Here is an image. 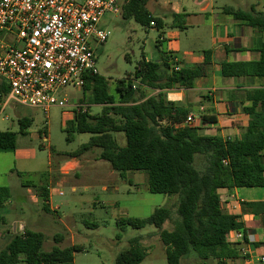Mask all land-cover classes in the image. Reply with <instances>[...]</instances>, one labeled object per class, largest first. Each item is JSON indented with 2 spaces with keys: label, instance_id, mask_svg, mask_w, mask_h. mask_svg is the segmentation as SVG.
<instances>
[{
  "label": "trees",
  "instance_id": "obj_1",
  "mask_svg": "<svg viewBox=\"0 0 264 264\" xmlns=\"http://www.w3.org/2000/svg\"><path fill=\"white\" fill-rule=\"evenodd\" d=\"M147 3L148 0H126L121 4L120 14L145 28L152 27V22L156 23V28H162L163 18L152 14ZM225 11L264 35V12ZM186 17L185 13L172 14L175 27L186 29ZM257 51L259 60L222 62L221 75L264 79V41L259 43ZM205 54L203 64L181 67L177 71L173 56L167 53L158 60L144 58L133 75L116 82L112 93L105 76L88 77L83 101L101 105L102 111L95 115L89 111L75 112L74 119L64 129L68 142L73 141L76 133L92 135L73 154L75 157L99 148L100 158L109 162L121 177L125 178L127 172L144 171L151 193L178 196L181 221L177 229H164L170 218V211L165 207L156 208L147 218L130 217L120 222L135 229L158 228L166 246L168 264H186L189 258H194L196 264H225L224 259L234 255L226 234L243 226L238 221L239 216L223 210L219 190L264 187V86L247 93L253 105L244 111L250 115L251 123L241 139L201 135L198 127L185 124L191 110L167 100L166 90L191 87L197 78L207 76L212 51ZM143 87L160 92L148 96ZM258 105L262 106V111L257 110ZM31 125V118L20 119L23 134ZM117 133L124 134V146L119 145ZM17 139L15 132L0 131V153L16 151ZM24 186L37 188L42 209L49 213L47 183L40 187L27 181ZM10 198V190L0 188V225L7 223L1 208ZM243 207L255 214L264 213V202H245ZM54 240L59 244L63 235H55ZM44 241L42 232L12 231L9 243L0 251V264H74L75 254L84 250L82 246L73 245L54 246L45 252ZM146 255L139 239L133 238L129 249L116 257L115 264H141Z\"/></svg>",
  "mask_w": 264,
  "mask_h": 264
},
{
  "label": "rangeland",
  "instance_id": "obj_2",
  "mask_svg": "<svg viewBox=\"0 0 264 264\" xmlns=\"http://www.w3.org/2000/svg\"><path fill=\"white\" fill-rule=\"evenodd\" d=\"M125 1L119 0L122 5ZM194 1L158 0L156 4L150 0L149 8L170 21L177 10L197 9ZM215 1L217 6L221 5V0ZM101 26L110 32V36L105 44L94 45L97 70L107 78L111 93L116 82L133 75L144 58L158 60L166 49V44L159 45L160 32L156 28H145L133 19H124L122 14H106ZM166 33L168 35V31ZM152 92L147 89L148 94ZM64 94L69 100L66 108L55 107L45 112L38 108L18 107L16 111L7 110L6 114L10 117L8 121L0 120V131L18 134L17 151L0 153V185L8 186L17 195L24 192L22 183L26 181L41 187L43 183H40V179L47 181L51 168L52 205L58 209L56 213L44 212L30 201L20 203L18 209L5 208L2 213L10 227L14 228L23 221L30 229L44 233L42 249L45 252L51 251L54 246H82L84 250L75 254V264H115L116 257L129 249L133 238H138L141 247L147 252L141 264H168L166 246L159 236L158 228L147 226L135 229L120 222L130 217L147 218L156 208L165 207L170 211V218L164 229H177L181 221L178 196L151 193L144 171L127 172L125 178L121 177L109 162L99 157V148L87 153L83 161L84 170L77 171L68 165L66 170L70 169V173H60V164L73 157L78 148L92 136L76 133L72 142L67 141L64 131L67 126L66 115L73 104L86 102L81 101L85 95L81 89L68 87ZM98 108L92 107L91 114L99 113ZM23 117L32 119L26 134L20 131V119ZM116 137L120 146L126 144L124 134L118 133ZM88 161L94 162L89 164ZM18 172L23 176L20 177ZM29 188L39 197L37 188ZM17 229L20 233L24 230L18 225ZM57 234H62L64 238L59 244L54 240ZM2 249L4 244L0 242V251ZM196 263L194 258L186 262Z\"/></svg>",
  "mask_w": 264,
  "mask_h": 264
},
{
  "label": "crops",
  "instance_id": "obj_3",
  "mask_svg": "<svg viewBox=\"0 0 264 264\" xmlns=\"http://www.w3.org/2000/svg\"><path fill=\"white\" fill-rule=\"evenodd\" d=\"M149 2L150 0L147 3L148 10L164 20L163 27L160 29L156 26L149 27L156 28L160 32L159 45L166 44V49L162 52V55L167 53L177 57L182 67H193L203 64L206 60L205 52L212 51L207 76L197 78L191 87L166 90L168 102L190 109V113L196 116L197 127L201 135H218L224 140L241 139L251 123L250 115L244 111L245 108L253 105L252 101L247 99V93L250 90L263 87L264 79L250 76L224 77L221 75V63L224 61L259 60L260 54L257 48L259 43L264 41V35L257 28L237 20L225 10L264 12L262 0H221L219 6H217L215 0H195L194 3L197 9L187 10L184 8L182 11L173 12V14H187L186 29L175 27L173 19L166 21L165 17L155 14L149 8ZM154 3L159 2L154 0ZM166 31H168V35ZM135 83L139 84L138 81H135ZM143 88L146 92L147 89H150ZM159 92L160 90H153L152 93L147 94L153 96ZM84 98L81 101L86 102L83 103L86 105V111L91 113V108L98 106L99 113H101V105H90L87 101H83ZM77 104L80 103L73 105ZM257 110L262 111V106L258 105ZM75 112L78 111L72 107L69 109L65 118L66 124L74 119ZM87 153L80 157L72 155L73 157L69 160L63 161L59 167L60 173L69 174L70 169L66 170L68 165H71L72 169L77 171L84 170L83 161ZM94 161H88V163L92 164ZM19 173L21 172H18V175ZM50 174L51 168L47 181L40 179V183H47L50 195V213H56L58 209L52 205L53 188ZM24 183H22L25 188L24 192L17 195L8 186L0 185V188H8L11 192V198L4 203L1 211L8 207L13 208L12 210L18 209L20 203L25 201H30L33 205L42 208L41 199L33 193L31 188L25 187ZM219 193L223 210L228 214L239 216L238 221L243 226L240 231L244 234L242 239H238L235 230L227 232L226 241L229 243L234 255L225 258V264H264L262 260L264 258V213L255 214L243 207L245 202H264V187L221 189ZM17 225L20 229H30L23 221L18 222ZM17 225L14 228L13 226L10 227L7 220L5 225L0 226V242H3L4 248L11 239L12 231L16 232Z\"/></svg>",
  "mask_w": 264,
  "mask_h": 264
},
{
  "label": "built area",
  "instance_id": "obj_4",
  "mask_svg": "<svg viewBox=\"0 0 264 264\" xmlns=\"http://www.w3.org/2000/svg\"><path fill=\"white\" fill-rule=\"evenodd\" d=\"M120 12L119 0H0V120L18 107H68L64 90H83L99 74L94 45L110 36L102 19ZM172 63L176 71L182 67L175 56ZM72 108L86 111L83 103ZM185 124L197 127L196 116L190 113Z\"/></svg>",
  "mask_w": 264,
  "mask_h": 264
}]
</instances>
